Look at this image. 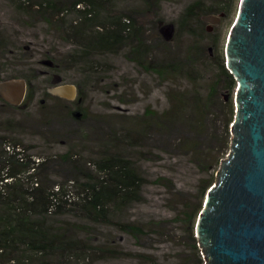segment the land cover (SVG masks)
<instances>
[{"label":"trees","instance_id":"obj_1","mask_svg":"<svg viewBox=\"0 0 264 264\" xmlns=\"http://www.w3.org/2000/svg\"><path fill=\"white\" fill-rule=\"evenodd\" d=\"M164 1L13 0L18 20L22 25L34 28L42 22L45 26V34L49 37L57 36L66 44H70L71 49L62 56L55 54L54 49H48L44 51L42 58L37 59V62L52 68L46 76L49 84H46L47 89L44 93L48 97L60 98L50 91V87L54 85L55 75L61 71V68L91 70L99 63L96 59H92V55L98 51H119L123 47L127 48L126 54L131 55L137 65L153 73L161 83L165 82L163 85L166 86L167 82L171 84L167 86L170 95L169 106L164 111L146 108L140 120L141 127L138 124L135 133H119L115 139L103 143L89 155L95 154L94 157L81 159L85 149L77 146L75 142L68 143L67 148L58 154L63 161L75 165L91 160L96 168L94 173H90L87 169L85 172L81 171V174L74 173L69 178L70 182L63 179L49 182L38 171L41 167H46L47 162L43 156L45 153L42 152V155L39 154L38 158H35L36 156L27 152L28 146L23 142V137L13 133L18 130L12 125L13 118L3 119L4 122L9 121L6 129L12 133L2 137L4 147L0 148V264H28L30 260L31 264H37L38 258L48 256L56 250L62 251L61 255L64 259L74 258L81 263L89 257L93 259L95 255L107 258L118 254L119 250L112 249L107 241L103 245H93L92 239L97 237H91L89 242L86 241L89 238L82 237V241L76 243L70 238L75 234H69L67 222L64 225L61 224L62 219H57L58 224H54L51 218L58 214L67 215L73 212L78 219L73 225L78 230L87 233L93 230L96 234L97 227L106 226L127 234L138 243L154 225L143 221L140 218L142 214L135 213L146 202L147 206H150V200L146 201L147 196L150 195L148 185L162 187L166 194L173 192L181 194L182 202L174 219L183 221V228L190 233L193 248L200 256L201 248L196 236V223L205 204L207 192L217 179L221 161L229 152L236 107L232 96L228 104L229 118L223 125L222 131L207 133L210 125L206 114L215 101V91L202 95V92L194 90L185 93V97L181 98L176 91L177 84H174V81L180 76L192 80L199 73L195 64L201 54L204 26L199 27L198 23H202L204 16L216 12L226 14L227 10L230 13L237 0L186 1L173 22L175 24L173 39H176L179 47H183L182 42L188 41V36L191 38L185 54L172 50L160 40L152 44L153 38L149 35L150 32L156 33L158 38L159 34L166 33L164 25L160 23L161 18L156 17L155 23L158 26L150 27L147 32L136 19L142 13L150 11L158 15L157 11L163 8ZM11 44L6 32L0 30V50ZM156 47L163 49V56H154L148 61L145 60V55H150ZM21 50L27 49L24 47ZM220 67L222 73L231 78V88L234 90L236 79L229 68L225 67L224 60L220 61ZM10 69L14 70V68ZM8 70L7 63L0 62V80L24 78L28 90L24 101L19 105L7 101L1 94L0 102L19 110L29 108L33 99L32 82L37 76L36 67L27 65L25 72L20 71L22 73L20 76ZM5 71L7 74L3 76L2 73ZM192 82L196 83L195 80ZM84 97L82 90L78 89L77 97L71 100L78 105L69 109L70 116L84 109L80 107ZM185 98L187 104L193 103L197 109L195 115L188 117L192 121L194 133H176L177 136H181L180 141L183 139L180 144L188 146L185 156L187 161L178 164L173 161L162 163L161 166L167 167L170 171L152 177L144 161L157 158L166 162L159 155L158 150H162L167 145L162 143L157 133L148 132H152L155 127L167 128L168 122L165 120L174 119L178 109L183 108L181 104H184ZM57 111L59 112V109ZM184 119L186 120L187 116H184ZM47 122L49 119L43 123ZM4 128L3 125L2 129ZM174 130L172 128L171 133L167 135L169 138L175 137ZM44 136L45 138H42L44 148L47 146L45 144L54 142L53 139L63 140L62 134L59 133H44ZM145 139L150 140V143ZM82 142L87 144L84 140ZM188 151L192 152L191 156ZM189 180H194V183ZM171 203L170 201L168 204ZM189 222L192 225L188 229ZM203 263L205 261L200 256V264Z\"/></svg>","mask_w":264,"mask_h":264},{"label":"rangeland","instance_id":"obj_2","mask_svg":"<svg viewBox=\"0 0 264 264\" xmlns=\"http://www.w3.org/2000/svg\"><path fill=\"white\" fill-rule=\"evenodd\" d=\"M186 1L165 0L163 8L157 11L158 15L150 11L136 17L145 32L152 26L157 27L156 17L161 18L160 23L164 25L166 33L159 34L158 38L156 33L150 32L149 35L155 40H152V44L160 40L169 45L172 50L185 54L188 44L191 43V38L188 36V41L182 42L183 47H179L176 39H173L175 35L173 22L178 12L185 6ZM240 1L237 0V4L233 5L230 13L226 10V14L216 12L202 18V23L198 24L199 27L203 25L205 31L203 30V36H201V54L195 64L199 73L192 79L196 83L183 76L174 81V84H177L176 91L181 95V98L185 97V93L194 90L202 92V95L208 94L212 90L215 91V101L206 114L209 118L208 125H210L207 133L222 131L223 125L229 118L228 104L232 96L235 102L237 80H235L236 86L233 90L231 88L232 80L222 73L220 61L224 60L225 67L228 68L226 43L238 14ZM17 14L13 0H0V30L5 31L7 38L12 42L4 50H0V62L5 61L9 68L8 71L16 76L22 75L20 71L25 72V67L31 65L36 67L38 77L33 78V99L29 108L19 110L0 102V148L3 149L4 147L2 137L12 133L6 129L9 126V121L4 122L3 119L12 117L14 121L12 125L18 129L13 133L23 137V142L28 146L27 152L32 153V156H36L35 158H38L39 154L42 155V152L45 153L43 156L47 162L46 167H41L38 171L49 182L56 179L69 180L70 182L71 179L69 178L74 173L81 174V171L85 172L86 169L90 173L96 172L94 162L91 160L87 163L81 162L83 164L74 165L61 159L58 154L67 148L68 143L74 144L75 142L78 144L77 146L85 149L82 157L80 156L81 159L92 158L95 154L89 155L93 154L94 150H97L96 148L111 139H115L119 133H135L138 124L141 127L140 120L146 108L164 111L169 106L170 95H168L167 86L171 83L167 82L166 86L163 85L165 82L161 83L153 73L137 65L134 58L126 54L127 48L123 47L119 51H98L92 55V59H96L99 63L97 65L95 62L96 66L91 70L61 68V71L55 75L54 85L73 83L84 93L85 97L80 102V107H84V109H80V112L76 110L77 112L70 116L71 111L69 109L74 108L78 103H72L71 100L73 99L60 95H58L60 98L54 99L45 95L46 84H49L46 81V76L52 68L37 62V59L42 58L44 51H48V49H54L55 54L64 55L68 49H71L70 44H66L57 36L49 37L45 34V26L39 22L40 19L38 20L40 25L34 28L22 25ZM194 23L196 24V22ZM24 47L27 50H21ZM152 53L146 54L145 60L148 61L154 56L159 57V55L162 57L163 49L156 47ZM10 68H14V70ZM5 74L7 71L2 73L3 76ZM54 85H51L50 88ZM234 104L236 107V103ZM181 107L183 108L178 109L174 119L165 120L168 122L167 128L155 127L152 132L147 131L148 133H157V136L162 139V143L167 145L162 150H158L159 155L166 162L157 158H149V161H144L145 166L149 167L147 169L152 177L158 173L164 174L170 171L167 167H162V163L173 161L178 164L187 161L185 156L188 146L180 144L183 139L180 141L181 136H177L176 133H194L192 121L188 117L195 115L197 109L195 104H187L186 98ZM184 116H187L186 120ZM47 119L49 122L44 124L43 122ZM3 125L5 126L4 129H2ZM172 128L175 129V137L169 138L167 135L171 133ZM44 133L62 134L63 140L56 141L52 138L54 142H48L49 144H45L47 146L44 148L42 141V138H45ZM82 140L87 144H84ZM145 140L150 143V140ZM176 146L178 148H175ZM191 153L188 151L189 156ZM227 154L228 152L225 157ZM189 181L194 183V180ZM148 191L150 195L147 196L146 201L150 200V206H147L148 203L146 202L135 213L142 214L140 218L143 221H148L154 225L148 234L142 236L140 242L136 243L127 234L106 226L97 227L95 229L98 230L96 234L93 230H89L88 233L78 230L73 225L78 221L73 212L67 215L58 214L52 217L51 221L58 224L56 223L57 219H62L61 224L64 225L67 222L69 226L67 231L69 234H75L73 237H69L74 239L76 243H80L86 237L89 238L86 240L87 242L91 240V237H97L92 239L93 245H103L107 241L112 249L119 250V252L113 254L115 258L113 255L107 258L95 255L93 259L89 257L81 263L74 258L64 259L61 255L62 251L56 250L48 256L38 258L37 264H153L154 262L155 264H200V256L205 261L202 252L199 256L193 248V241L190 233L183 228V221L179 222L174 219L178 213V206L182 202L181 194L178 192L166 194L162 187L156 185H148ZM195 193L198 195L196 189ZM170 201L172 202L171 205L168 204ZM191 225L189 222L188 229ZM28 264H31V260Z\"/></svg>","mask_w":264,"mask_h":264},{"label":"water","instance_id":"obj_3","mask_svg":"<svg viewBox=\"0 0 264 264\" xmlns=\"http://www.w3.org/2000/svg\"><path fill=\"white\" fill-rule=\"evenodd\" d=\"M237 80L230 150L209 188L196 223L205 264H264V0H241L226 43ZM24 78L0 80V94L19 105ZM75 99L73 83L50 88Z\"/></svg>","mask_w":264,"mask_h":264}]
</instances>
